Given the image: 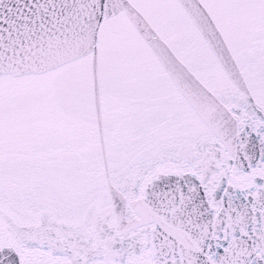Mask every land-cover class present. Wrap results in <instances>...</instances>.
Instances as JSON below:
<instances>
[{
    "label": "snow or ice",
    "instance_id": "1",
    "mask_svg": "<svg viewBox=\"0 0 264 264\" xmlns=\"http://www.w3.org/2000/svg\"><path fill=\"white\" fill-rule=\"evenodd\" d=\"M0 264H264V0H0Z\"/></svg>",
    "mask_w": 264,
    "mask_h": 264
}]
</instances>
